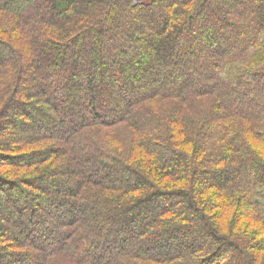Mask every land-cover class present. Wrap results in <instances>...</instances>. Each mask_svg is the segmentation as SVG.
I'll return each mask as SVG.
<instances>
[{
	"label": "trees",
	"instance_id": "obj_1",
	"mask_svg": "<svg viewBox=\"0 0 264 264\" xmlns=\"http://www.w3.org/2000/svg\"><path fill=\"white\" fill-rule=\"evenodd\" d=\"M0 264H264V0H0Z\"/></svg>",
	"mask_w": 264,
	"mask_h": 264
}]
</instances>
